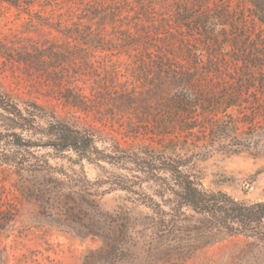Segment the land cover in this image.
<instances>
[{
  "label": "trees",
  "instance_id": "trees-1",
  "mask_svg": "<svg viewBox=\"0 0 264 264\" xmlns=\"http://www.w3.org/2000/svg\"><path fill=\"white\" fill-rule=\"evenodd\" d=\"M4 1L29 5L26 0ZM246 1L264 25V0ZM79 5L83 16L65 32L82 45L105 46L91 27L116 21L118 13L130 20L122 38L126 45L143 36L152 42L147 48L152 82L140 92H120L110 105L132 111L140 106V123L151 126L146 131L158 139L125 148L98 127L59 120L35 102L19 105L0 88V173L40 214L101 240L82 264H183L226 236L264 242V201H241L203 187L188 170L190 157L176 153L193 144L195 129L206 138L237 130L226 109L240 105L244 86L234 88L236 78L217 86L214 79L222 68L217 61L190 65L174 58H202L204 52L221 56L228 48L235 65L255 73L249 85L264 88V48L251 54L235 41L237 32L227 33V25H241L246 17L234 15L221 0H82ZM65 98L74 104L82 99L80 94ZM50 158L66 159L79 169L72 168L71 175L57 168L65 178L56 177ZM84 161L107 173L106 178L90 180ZM103 184L108 187L100 190ZM109 190L124 192L125 203L103 210L97 200ZM4 217L0 229L10 220Z\"/></svg>",
  "mask_w": 264,
  "mask_h": 264
},
{
  "label": "rangeland",
  "instance_id": "rangeland-1",
  "mask_svg": "<svg viewBox=\"0 0 264 264\" xmlns=\"http://www.w3.org/2000/svg\"><path fill=\"white\" fill-rule=\"evenodd\" d=\"M81 1L26 0L28 6L18 7L0 0L1 90L19 105L35 102L59 120L80 127H98L125 148L156 141L158 137L146 131L145 126L149 130L151 126L140 123L144 120L140 119V106L132 111L110 105V99L120 92H140L152 82L147 58L152 42L143 36L126 45L122 38L130 20L118 13L116 21L91 27L105 46L82 45L65 32V27H72L83 16ZM221 1L234 15L246 17L241 25H227V33L237 32L235 41L251 54L262 52L264 25L252 16L249 3ZM194 49L191 51L198 54ZM228 50L224 49L221 56L208 57L204 52L202 58H174L190 65L199 60L206 64L217 61L222 67L214 79L218 80L217 86L233 78L238 85L234 88L244 86L237 99L240 105L226 109L229 119L236 121L237 130L226 134L218 131L206 138L195 129L193 144L187 151L176 153L190 157L188 170L199 177L203 187L224 191L241 201H264V88L249 85L255 73L235 65ZM71 94H80V103L65 98ZM150 109H156V105H150ZM1 113L0 110V123L4 121ZM50 164L59 178L65 177L57 168L71 175L72 168L79 169V165L72 166L66 159L50 158ZM104 167L113 169L107 164ZM82 169L90 180L107 176L85 161ZM6 178L0 173V220L10 218L0 229V264H82L84 255L101 245L99 238L78 234L76 228L62 224L60 219L40 214L36 204L22 198ZM107 187L103 184L100 190ZM124 197L120 190H109L97 202L103 210H112L125 203ZM183 264H264V242L226 236L200 249Z\"/></svg>",
  "mask_w": 264,
  "mask_h": 264
}]
</instances>
